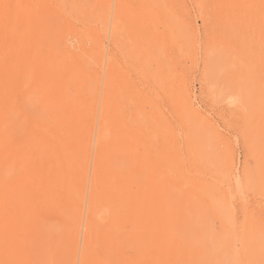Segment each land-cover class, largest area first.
Segmentation results:
<instances>
[{
    "label": "rangeland",
    "instance_id": "rangeland-1",
    "mask_svg": "<svg viewBox=\"0 0 264 264\" xmlns=\"http://www.w3.org/2000/svg\"><path fill=\"white\" fill-rule=\"evenodd\" d=\"M50 1L52 2L43 0L42 6L31 14L30 27L24 34L25 42L29 43V47L31 46L26 53L29 54L26 57L27 68L59 69L70 63L77 65L76 62L80 58L83 61L78 68L74 67L72 70L78 74L75 73V77L70 81L73 85H81L84 83L82 78L85 77L91 86H94L98 77L97 69L101 71V98L96 116L83 219L76 230L69 225L72 219L70 214L73 213L70 204L65 206L53 198L39 206L34 205L35 210L32 208L31 214L21 223L27 225L28 233L22 234L23 236L17 234V226L16 236L13 234L8 236V242H11L8 243L9 253L0 255V260H3L0 264H98V261H87L93 243L86 224L88 227L91 226L96 236H99L97 228L109 229L112 220L108 219V216L113 214V207H117L104 192L100 191V188L93 186L92 176L98 160L97 147L100 144L105 146L103 153L105 164L112 170L111 185L107 189L113 188L117 198H120L119 204L128 203V200L124 199L128 194L121 185L114 184L117 183V179H126L131 183L130 194L142 198L135 181L141 172L140 175L145 174L147 167L154 164L156 156L162 158L167 166V172L165 171L167 178L172 181L178 178L177 174L181 171L183 162L178 156L165 151L167 147L170 148L173 139L167 116L148 96L139 101L138 106L137 101H134L135 103L131 101L132 93L127 91L123 76L126 68L117 60L110 65L107 58L104 60L102 57L104 47L99 43L100 34H104L106 28L108 39L111 31H116L119 43L126 46H122L121 49L129 48L126 51L120 49L126 54L127 51L133 50V54L137 56L140 52L137 47L141 50L149 47L152 50L154 67L159 73L161 72L162 80L170 90L169 95L174 101L178 98V92L184 88L185 82L191 84L189 87L194 93L195 107L197 106L200 111V114L190 121L191 133L206 144L207 148L209 147L214 157L231 148L240 171V197L235 203L239 210L236 221L241 240L237 244L241 251L249 247L252 251L251 256L257 264L264 263L257 262L264 261V0ZM52 3H56L55 7ZM239 11H242L245 20L242 21V18L240 20ZM25 21V16L20 15L18 23L20 31L24 30ZM7 25L8 21H5V26ZM92 27L99 31L92 30ZM70 31L85 43V50L80 51L79 58L69 57L66 53V38ZM92 39L98 41L97 48H94ZM120 50L117 52L119 56ZM123 56L122 54L120 57ZM47 71L37 77H31L26 93L17 96L16 112L2 124L1 140L5 145L19 134L26 118L25 112L29 109H40L52 92V87L59 85L58 82L48 84L49 80L45 74ZM67 84L71 83L67 82ZM67 84L65 91L70 96L75 95V86L69 87ZM227 88L229 91H226ZM237 93L239 97L234 96ZM105 99L106 103H110L113 112L110 116L106 114L101 124ZM166 103L169 106V102ZM166 105L163 108L171 112V107ZM136 106L137 113L141 117L140 123L135 122L131 115V111ZM80 107L76 101L71 102L70 107H67L69 110L68 112L65 110L63 122L60 120L62 132H67L66 130L76 123L74 130L72 128L71 130L79 133L81 130L79 124H82L80 119L83 115L77 117V114L79 110L83 111L84 115L87 113L86 108L82 109V104ZM42 109L43 107L41 111ZM57 112L58 118H61V111ZM170 112L168 114L171 123L175 124V118ZM124 113L128 115L124 117ZM129 124H136V129L134 127L130 130ZM141 166L144 167L142 168L144 171L140 172ZM8 175L13 176L14 179L17 177V173L11 169ZM6 187L7 185L0 184V208L12 211L6 202L8 193L3 190ZM187 192H189L187 196L198 198L189 190ZM33 197L32 195L28 199L20 198L18 206H22L27 213ZM179 197L183 202L185 196ZM74 207L76 212L77 206ZM122 209L117 212L120 213ZM9 213L11 216L13 212ZM213 215V210H210L207 221H210ZM115 228H118V231L111 228L113 236L124 239L137 236L133 231L134 228L125 221H121ZM134 230L141 231V229ZM212 236H207V239L210 241ZM204 259L205 257L201 256L197 262L202 264L201 261L204 262ZM106 264H137V262L107 261Z\"/></svg>",
    "mask_w": 264,
    "mask_h": 264
},
{
    "label": "bare ground",
    "instance_id": "bare-ground-1",
    "mask_svg": "<svg viewBox=\"0 0 264 264\" xmlns=\"http://www.w3.org/2000/svg\"><path fill=\"white\" fill-rule=\"evenodd\" d=\"M39 1L40 3H38ZM49 2L52 1L49 0ZM42 4L43 0H0V184L7 185L3 190L8 193L6 202L10 206L9 208L12 209V211H7L0 208V255L9 253L8 236L11 234L16 236L15 229L17 226V234L28 233L27 225L21 223L31 214L34 205L39 206L55 198L65 206L67 204L71 205V212L73 213L70 214L72 219L69 225L78 230L83 219L85 192L90 177L91 151H93L92 146H94L96 116L101 98V71L97 69L98 77L94 86H91L85 77L82 78L84 83L81 85L72 84L70 80H73L75 73L78 74L72 70L74 67L78 68V65L83 61L79 56L81 55L80 51L85 50V43L71 31L66 38V53L69 57L77 56L79 58L76 62L77 65L70 63V65L62 66L59 69H47L48 71L27 68L26 57L29 54L26 53L29 43L25 42L24 34L30 27L31 14ZM52 5L55 7L56 3H52ZM58 6L60 7V4ZM239 12L241 13L240 20L241 18L242 21L245 20L242 11ZM22 14L25 16L26 21L24 30L20 31L18 23ZM5 21H8L7 26H5ZM82 22L84 23V21ZM95 27H92V30ZM243 27L246 28L244 24ZM107 30L106 28L105 33L100 34L101 40L99 43L104 47L102 57L104 60L107 58L110 65L117 60L121 66L126 68L123 76L127 91L132 93L133 100L131 101H137L138 106L139 101L148 96L162 108V112L166 114L165 116H167L170 123V130L173 135L172 145L170 148L167 147L170 151L167 149L165 151L178 156L183 165L175 181L167 178L165 171L168 168L160 157L156 156L154 164L147 167V172L143 175L140 174L141 171H144L142 169L144 167H139L141 173L136 178L135 183L141 192L142 198L140 199L130 194L129 187L131 183H128L126 179L118 178L117 183L114 184L121 185L128 194L124 198L128 200V203L119 204L120 198H117L113 188L107 189L111 185L112 170L108 169L105 164L103 158L105 146L100 144L97 147L98 160L92 176L93 186L97 189L100 188V191L104 192L111 203H114L117 207H113V214L111 213L108 216V219L112 220L109 229L97 228L99 236H96L91 226L88 227V224H86L93 243L90 256L87 255V261H98V264H106L107 261H112V263L113 261H116V263H119V261H136L137 264H199L197 262L199 261L198 258L203 256L205 259L204 262L201 261L202 264H257L251 256V249L243 245L246 248L241 251L238 247L239 244H237L241 240L239 239V226L236 221L239 210L235 203L236 199L240 197V171L237 168L238 165L235 162L231 148L229 147L226 152L214 157L208 149L209 147L207 148L206 144L195 138L191 133L190 121H193L194 117L200 114V111L196 108L197 106L195 107L194 93L189 87L191 84L189 85L188 81L185 82L184 88L178 92V98L174 101L169 95L170 90L166 88L162 80L161 72L159 73L154 67L152 50L149 47L141 50L136 46L140 51L137 56L133 54V50L131 52L130 50L127 51L128 54H126L121 51L125 50L124 47L126 46L122 45L121 42V44L119 43L116 31H111L108 39ZM92 42L94 48L99 46L97 40L92 39ZM122 46H124L123 49H121ZM118 48L121 49L120 54H123V57L118 55ZM128 49L126 48V50ZM45 71H47L45 74H47L49 80L48 84L58 82L59 85L52 87V92L42 104V111L41 107L40 109H29L25 112L26 118L19 134L5 145L1 140L2 124L11 114L16 112L15 100L17 96L26 93L27 84L31 77H37ZM132 75L135 77H132ZM67 82L72 85L67 84ZM65 84L69 87L75 86L76 94L70 96L65 91ZM226 91H229V89L227 88ZM235 95L239 97L238 93ZM233 99L235 100L234 97ZM75 101L79 108L82 104V109L85 110L86 108L87 110L85 115L81 110L77 114V117L83 115L80 119L82 124H79L81 130L78 134L72 132L74 124H76L73 123L72 130L69 128L66 130L67 132H62L60 120L63 122L62 117L65 110L68 112L67 107H70L71 102ZM80 101L82 102L79 105ZM166 102H169L171 107V112H169L175 118V124L171 123L169 112L163 108L167 104ZM137 106L131 111L135 122L141 120L137 113ZM102 108L104 116L101 118V124L105 119V115L110 116L113 112L110 103H106V99L103 101ZM58 110L61 111V118H58ZM126 115L128 113H124L123 116L126 117ZM75 120L77 122V119ZM134 127L136 129V124H129L130 130H133ZM10 169L17 173L15 179L13 176L8 175ZM150 175L151 178H149ZM187 190L194 193L198 198L187 196L189 194ZM32 195L34 199H32L30 209L26 213L22 206H18V202L20 198L28 199ZM181 195L185 196L183 202L180 201L179 196ZM74 206H77L76 212H74ZM121 207H124V209ZM39 208L37 207V209ZM120 209H122V213L117 212ZM208 209L213 210L214 213L210 221H207L208 212L210 211ZM9 212H13L11 216ZM116 219L118 222H116ZM121 221L129 223L132 228L141 229V231L133 229L137 234L135 238L130 236L128 239H124L113 236L111 228L118 231V228L115 227ZM210 235L212 238L209 241L207 236ZM21 241L23 242V240ZM24 250L26 252V249ZM19 262L21 261L19 260ZM257 262L262 263L264 261Z\"/></svg>",
    "mask_w": 264,
    "mask_h": 264
}]
</instances>
